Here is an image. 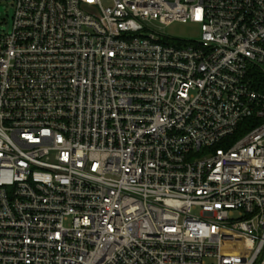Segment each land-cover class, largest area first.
Listing matches in <instances>:
<instances>
[{
    "label": "built area",
    "instance_id": "obj_1",
    "mask_svg": "<svg viewBox=\"0 0 264 264\" xmlns=\"http://www.w3.org/2000/svg\"><path fill=\"white\" fill-rule=\"evenodd\" d=\"M13 4L0 264H264V0Z\"/></svg>",
    "mask_w": 264,
    "mask_h": 264
},
{
    "label": "rangeland",
    "instance_id": "obj_2",
    "mask_svg": "<svg viewBox=\"0 0 264 264\" xmlns=\"http://www.w3.org/2000/svg\"><path fill=\"white\" fill-rule=\"evenodd\" d=\"M14 0H0V34L9 33L12 29ZM151 29L159 32L163 36H167L177 41H197L200 35L198 26L189 23H172L166 27L159 28L158 25H151Z\"/></svg>",
    "mask_w": 264,
    "mask_h": 264
}]
</instances>
